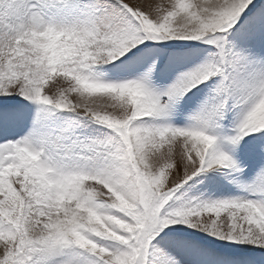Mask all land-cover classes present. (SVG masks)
<instances>
[{
	"label": "snow or ice",
	"instance_id": "obj_1",
	"mask_svg": "<svg viewBox=\"0 0 264 264\" xmlns=\"http://www.w3.org/2000/svg\"><path fill=\"white\" fill-rule=\"evenodd\" d=\"M0 264H264V0H0Z\"/></svg>",
	"mask_w": 264,
	"mask_h": 264
}]
</instances>
